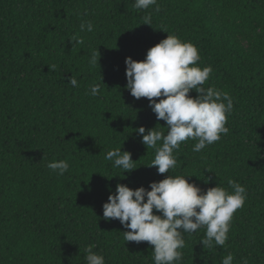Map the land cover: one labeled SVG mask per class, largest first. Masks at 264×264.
Masks as SVG:
<instances>
[{"label":"trees","instance_id":"1","mask_svg":"<svg viewBox=\"0 0 264 264\" xmlns=\"http://www.w3.org/2000/svg\"><path fill=\"white\" fill-rule=\"evenodd\" d=\"M134 3L0 0V264H86L88 245L105 264H154L153 247L125 241L130 229L103 219L102 205L117 184L150 190L168 174L190 176L202 192L218 185L231 193L232 180L247 193L225 244L203 246L206 226L184 233L179 264H221L229 254L233 264H264V0ZM88 21L93 30L81 31ZM167 34L196 46V66L212 68L202 87L226 92L233 108L227 134L199 152L197 140L181 142L177 166L160 175L147 167L155 148L135 130L167 128L147 98L126 90L124 61H143ZM120 147L136 162L130 172L105 159ZM59 160L69 163L63 175L47 167Z\"/></svg>","mask_w":264,"mask_h":264},{"label":"clouds","instance_id":"2","mask_svg":"<svg viewBox=\"0 0 264 264\" xmlns=\"http://www.w3.org/2000/svg\"><path fill=\"white\" fill-rule=\"evenodd\" d=\"M156 3L157 0H135L134 7L145 10ZM155 10L158 12L159 8ZM143 24L151 26L150 14L143 17ZM80 29L91 32L93 24L91 21L82 23ZM78 42L83 43V40ZM97 57L96 49L90 63L98 64ZM199 60L196 46L181 41L174 34H167L166 39L151 47L141 62L125 58L126 90L137 100L147 98L156 119L164 121L167 128L166 134L156 127L135 130L144 146L155 148V158L147 167L156 168L157 174L169 173L177 166L173 152L180 148L181 142L197 140L193 151L199 152L229 131L225 124L226 115L233 108L232 98L226 92L202 87L212 68L196 66ZM68 82L77 86L74 77H69ZM101 85L100 81L91 86V95H98ZM193 90L197 93L195 97L189 95ZM161 97L159 102L154 99ZM158 142H162L159 147ZM105 159L114 160V166L128 170L125 172L132 171L136 163L131 160V153L122 152L121 147L108 151ZM47 167L63 175L69 170V163L53 161ZM186 177L190 176L168 174L163 180L150 183V190L144 187L132 190L117 184L115 194H110L102 205L103 219L118 220L123 228L130 229L123 233L125 241L147 242L152 246L154 264H179L183 255L179 249L185 246L183 234L195 233L202 226H206L203 246L212 248L213 242L223 246L233 214L244 205L245 187L229 180L231 193L218 185L202 192ZM94 247H85L86 264H105L104 257L93 251ZM221 264H233V256L224 257ZM243 264H248L247 260Z\"/></svg>","mask_w":264,"mask_h":264}]
</instances>
